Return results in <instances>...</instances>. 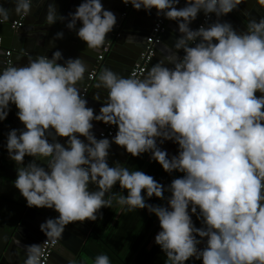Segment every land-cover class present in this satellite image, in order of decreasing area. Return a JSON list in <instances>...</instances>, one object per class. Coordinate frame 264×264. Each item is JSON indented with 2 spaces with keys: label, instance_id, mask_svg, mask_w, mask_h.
Listing matches in <instances>:
<instances>
[{
  "label": "clouds",
  "instance_id": "obj_1",
  "mask_svg": "<svg viewBox=\"0 0 264 264\" xmlns=\"http://www.w3.org/2000/svg\"><path fill=\"white\" fill-rule=\"evenodd\" d=\"M9 3L0 4V23L31 15L45 0ZM123 3L137 11L155 9L157 16L176 21L180 36L171 47L164 45L166 54L142 78L103 68L95 87L107 96L98 114L86 106L78 87L88 71L82 58L64 59L57 50L51 58L29 56L26 65L0 69V121L14 105L24 126L6 136L8 157L17 166L13 186L28 207L59 214L40 225L46 237H61L72 222L95 221L98 211L115 201L129 212L147 209L158 218L154 241L166 257L164 264H264V15L237 31L220 17L242 0H186L180 8L179 0ZM256 3L264 7V0ZM201 12L217 20L191 29ZM44 21L76 30L90 50L104 46L117 23L101 0H82L67 18L49 3ZM55 38L62 39L63 32ZM94 120L117 127L111 142L95 138ZM58 137H67L66 147ZM158 140L176 143L177 155L169 157ZM110 143L132 157L150 153L165 172L183 176L164 187L140 170L118 163L109 167ZM26 156L32 158L27 164ZM43 158L46 163L39 162ZM90 183L98 190L89 191ZM117 183L126 196L112 192ZM153 196L166 200L167 207L146 203ZM192 215L202 227L194 226ZM202 242L204 247H198ZM24 250L22 264H40V245ZM61 253L65 264H77L70 252ZM93 264L110 261L100 254Z\"/></svg>",
  "mask_w": 264,
  "mask_h": 264
},
{
  "label": "water",
  "instance_id": "obj_2",
  "mask_svg": "<svg viewBox=\"0 0 264 264\" xmlns=\"http://www.w3.org/2000/svg\"><path fill=\"white\" fill-rule=\"evenodd\" d=\"M46 1L48 3H54V4L59 3V2L65 3L64 5L68 6L69 13H74L76 7L82 2V0H46ZM2 3L5 4L6 6H10L9 0H0V4ZM36 3L37 1L34 2V4ZM101 3L105 10H110L111 8L113 9L112 12L116 16L117 23L114 26L112 32L107 34L106 44L102 46L99 50L88 49L86 43L81 41L76 35V30L71 31L72 32L71 38H70L71 40L69 39L71 44L67 45L68 49L62 50L61 48L63 47L59 41L57 42L54 38L47 37L48 29L46 26L48 25L45 23V21L42 22L43 20L42 18L45 17L44 14L42 16L39 14H38L39 16H37V14H32L34 15V17L38 18L39 21L35 23V26L32 27L31 29L26 28L28 25L33 24L32 20L31 19L29 20L28 16L25 17L24 20L22 21V26L16 29L12 28V24L15 21H18L21 16H12L8 21L4 23H0V69L4 68V62L6 60L5 59L6 52L8 51L11 52V56L9 57V59L12 62V66L13 65L20 66V65L27 64V59L29 56L35 57L36 55H46L49 58H51L52 53L54 51L59 50L62 53V56L64 59L79 57L87 61L88 71L85 73L84 81L81 82L78 85V87L80 88V91L82 93L83 92L82 90L85 87V84L88 83L90 84V88L95 91V90H98L95 87V84L97 82V77L100 71L103 68H106V66H108L105 59L102 62L98 63V58L102 56V54H105L106 59L109 61L114 58L112 54L117 51L119 52V49H121L123 53L121 55L125 56V58L120 59L118 64L115 65L116 69L112 71L124 77H128L131 69L133 68L136 61L138 60V58L140 57L141 53L144 50L145 44L143 40L145 39V37L148 36L147 35L148 30L150 32L151 28L153 27L156 20L160 16H157L155 9H152L150 12H146L145 10L141 9L139 11L131 10L126 13L125 17H123V14L125 12L124 8H119L115 6L114 1H111V0L102 1L101 0ZM255 3L256 2L254 0H242V3L237 7V9L231 12L232 15L227 16L226 18L227 22H229L235 30L244 31L245 25L247 24V21L249 19L255 18L257 21L259 20L260 16L259 17L255 16L254 15L255 12L256 13L258 12V14L260 15H264V8L262 10L259 9ZM245 13H247V15H245ZM139 16L141 17V23L135 24L133 21L137 19ZM170 23L171 21L168 24ZM132 24L136 25V30L133 31L134 40L132 41V43L126 44L125 41L123 40L124 38L119 36V34L115 35V33L118 32V30H119V33L122 30H124L123 31L124 33L128 32ZM198 24H199V21L197 22L193 21L189 25V27L194 30ZM79 26L80 24L78 22L77 28H79ZM118 26L120 29L117 30L116 27ZM165 33L163 34V37L166 35ZM62 39L64 40L66 38L63 36ZM158 54H162L163 56L165 55V53L163 52L161 48V44L156 48L155 57ZM178 55H181V56L183 55L182 50L178 53ZM155 57L153 58L154 60H156ZM166 66L169 68L172 67V65L170 64H166ZM95 68H96L95 78L94 80L90 81L89 77L87 76H89V74H91L95 70ZM100 90L102 91L105 97L104 99L99 100L100 104L99 105L95 104L96 105L95 106L93 105L91 101L90 102L87 101V105H86L87 107L97 109L96 110L97 113H99V109L102 106L107 96V91L105 89L100 88ZM88 97L89 99H92L91 98L92 96L90 97L89 95ZM94 125L92 129L95 130L96 127H94ZM90 187L92 186L90 185ZM100 210L98 211V213L100 212ZM42 213L48 219L50 218L55 219L56 214H57L56 211H54L53 209H49V208H42ZM77 222H72L68 228L66 227V229L64 230L62 234V239L59 245L54 249V253L51 257L49 264H59L60 263L56 261L58 259L56 255L58 254L62 255L60 253L62 249L61 245H66V243L69 242V240L71 239L73 235H76L77 239H76V247L73 250L72 255L75 258V260L81 256L82 248L87 238L88 232L85 231L86 230L85 228L84 229L79 228L77 226L78 225ZM93 223L94 221H89L87 223V226L89 227V229ZM42 234L43 235L41 236V242L46 237V235L43 232ZM54 258H56V260Z\"/></svg>",
  "mask_w": 264,
  "mask_h": 264
},
{
  "label": "crops",
  "instance_id": "obj_3",
  "mask_svg": "<svg viewBox=\"0 0 264 264\" xmlns=\"http://www.w3.org/2000/svg\"><path fill=\"white\" fill-rule=\"evenodd\" d=\"M36 1H37V3L39 2V0H34V2H36ZM102 1H105V0H102ZM111 1L115 2V6H117L119 8H123V4H124L123 0H117V1L111 0ZM254 1L256 2V0H254ZM47 4H49V3L45 0V3L41 4L39 8L34 7L32 10V14H37V16H39V15L42 16L43 14L45 15ZM64 4L65 3H63V2H59V3H55V6H56L57 11L60 15L67 17V15L69 13L68 6H66ZM185 4H186V0L184 2H182L180 7H184ZM255 4L261 10L264 8V7H261L260 5H258L257 3H255ZM112 10L113 9L111 8L110 11H112ZM250 13H251V11H250ZM32 14L28 17H29V20L30 19L32 20L33 24L28 25L26 27L27 29H31L32 27H34L35 23H37L39 21V19L34 17V15H32ZM229 15H232V14L229 13L226 16L220 17V22H227L226 18ZM254 15L258 16V17L261 16L260 14H258V12L257 13L255 12ZM202 16H203L202 12L198 13L197 18H196V20H194V22L200 21ZM42 19H43L42 22H44V18H42ZM216 20H217V18L213 14V17L209 21L208 24H211V23L215 22ZM133 22L135 24L141 23V17L139 16ZM46 27L48 29L47 37L48 38H54L57 42L59 41L63 47V48H61V47H59V48H61L62 50H67L68 49L67 45L71 44L69 39L71 38L72 32L69 31L65 27V24L57 22L51 26H46ZM116 29L117 30L120 29L119 26L116 27ZM135 30H136V25L132 24L131 27L129 28L128 32L124 33L123 32L124 30H122L119 33V30H118V32H116L115 35L119 34V36L124 38L123 40L125 41V43L129 44V43H132V41L134 40V36H133L134 32L133 31H135ZM72 31H75V30H72ZM57 32H63V36L66 39H64V40L63 39H60V40L56 39L55 36H56ZM148 33H149V30L147 32V35H148ZM165 34L166 35L163 37V40L161 42L162 50H163L165 44H167L169 47H171L173 45L174 41L180 36V33L178 32V25H177L176 21H171L170 24H167V29H166ZM143 41L145 44L146 37ZM121 54H123L122 50L119 49V52L117 51V52L112 54V56L115 59L113 58L109 61L106 59V55L102 54L103 58L101 60L98 58V63L102 62L105 59V61L108 64V66H106V68L111 69V70H115L116 69L115 65L118 64L119 60L125 58V56H122ZM162 57H163L162 54H158L155 57L156 60L153 59L151 64L149 65V67L152 64H155L156 62L161 60ZM138 60H139V58H138ZM138 60L136 61V63L138 62ZM94 71H96V68ZM87 77H89V76H87ZM87 85H88V83L85 84V87ZM96 94L99 95V100L105 98L104 94L102 93V91L100 89L94 91L91 88H89V92L86 96V100L89 102L91 101L93 103V105H95V104L99 105L100 101L93 99V97ZM89 95H90V97L92 96L91 97L92 99H89V97H88ZM92 109L94 111V115L98 114L96 112L97 109H94V108H92ZM17 111H18V109H16V107L14 105H10V111H9L7 118L4 121H0V264H22V261L26 258L24 246L33 245V244H36V245L41 244V236L43 234L40 230V225L48 219L42 213V208H37V207H31L30 208V207H28L26 200L21 196L19 191L13 186V181L16 179V175H17V173H16V167L17 166H16L15 162L11 161L8 157V152L6 150V136H7V133L12 129L22 130L24 128L23 124L19 121L18 117L16 116ZM92 123H93V125L95 123L94 127H96L95 130L92 129L93 130L92 133L94 136H96L98 131H100L102 129L103 122H99V121L94 120V121H92ZM116 132H117V130H116ZM79 139H81L82 141L87 143V141L85 140L84 137L79 136ZM57 140H58V142H60L62 144V146H65V147L67 146L66 145L67 137H64V138L58 137ZM158 142H159V140H158ZM160 145L163 148V150H165L168 153L169 157L177 155L178 145L176 143H174L172 141H164L162 144L160 143ZM130 157H131V155L129 153H127L123 147L118 146L114 143L110 144L109 154H108V158H107V163H108L109 167H113L117 163L120 164L121 166H126L130 160ZM31 160H32L31 157L26 156L24 163L27 164ZM46 161H47V158H43L39 162L40 163H46ZM150 161H151V158L149 156V158L145 162L144 167L141 170L142 172L145 173L146 169L149 167L148 164L150 163ZM177 175H178V177H182L181 174L180 175L177 174ZM90 185L92 187L89 186V191L98 190L96 185H94V184H90ZM169 195H170V193H169ZM165 207H167V203H166ZM88 222H89V220H85L83 222L78 221L77 226L81 229H84L85 227H87ZM38 234H39V236H38ZM44 236H43V238H44ZM76 239H77L76 235H73L71 237V239L69 240V242L66 243V245H61L62 246L61 250H64L65 255H67V252H70L72 254L73 250L76 247ZM56 257L58 259L57 260H56V258H54V259L56 261H58V263L60 262L59 264H65V256L64 255L58 254V255H56ZM80 257L82 258V255Z\"/></svg>",
  "mask_w": 264,
  "mask_h": 264
},
{
  "label": "trees",
  "instance_id": "obj_4",
  "mask_svg": "<svg viewBox=\"0 0 264 264\" xmlns=\"http://www.w3.org/2000/svg\"><path fill=\"white\" fill-rule=\"evenodd\" d=\"M150 153H144L138 157H130L127 167L129 170H142ZM145 174L150 175L162 186L167 187L180 173L165 172L154 160L148 164ZM113 193L121 192L127 195L126 190H121L119 184L113 186ZM144 192L142 191V196ZM164 196H169L165 192ZM150 205L165 206L167 201L156 198H146ZM199 211V210H198ZM191 215V213H190ZM195 227H202V223L196 215L191 216ZM160 231L158 218L147 209H135L131 212L115 204L111 208H101L89 229L87 238L82 248V258L76 259L77 264H93L97 255L108 256L110 264H164V253L155 244L154 237ZM199 239V237H197ZM204 247V243L200 246ZM185 264H202L199 260L186 261Z\"/></svg>",
  "mask_w": 264,
  "mask_h": 264
},
{
  "label": "built area",
  "instance_id": "obj_5",
  "mask_svg": "<svg viewBox=\"0 0 264 264\" xmlns=\"http://www.w3.org/2000/svg\"><path fill=\"white\" fill-rule=\"evenodd\" d=\"M182 1L183 0H179L177 8H180ZM123 8L125 11L123 14V17L126 16L127 12L134 10L130 4L129 5L123 4ZM212 17H213V14L207 18L203 14V16L201 17V19L199 21V24L196 26L195 29L199 28L201 25L206 26L209 23V21L212 19ZM24 18H25V16H21L18 21H15L12 24V28L16 29V28L22 26V21L24 20ZM169 22H170V20L165 19L163 17V15H161L156 20L155 24L153 25L150 32L148 33V36L146 37L144 50L141 53L138 62L131 69L129 76L134 77V78H142L146 74L149 65L151 64L153 58L155 57L156 48L162 42L163 34L165 33V31L167 29V24ZM10 56H11V52H9V51L6 52V58H5L6 60L4 62V67L12 66V62L9 59ZM102 58H103L102 56L99 57L100 60ZM95 74H96V72L94 71L93 73H91L89 75L90 81L94 80ZM89 88H90V84H88L83 89V92L81 93L85 98L89 92ZM256 95L259 96L260 94L256 93ZM116 130H117V127L115 125H106L103 123L102 129L97 133L95 138L96 139L108 138L111 142L112 137L115 136V134H116ZM157 143H158V146L163 150L160 143L158 141H157ZM180 174L183 176V173H180ZM90 184H89V186H90ZM58 215L59 214L57 213L55 218H57ZM68 225L65 226V229H66V227H68ZM61 239H62V236L56 237V238H52V237H45L44 238V240L40 244V252H41L40 264H49L51 257L54 253V249L59 245Z\"/></svg>",
  "mask_w": 264,
  "mask_h": 264
},
{
  "label": "flooded vegetation",
  "instance_id": "obj_6",
  "mask_svg": "<svg viewBox=\"0 0 264 264\" xmlns=\"http://www.w3.org/2000/svg\"><path fill=\"white\" fill-rule=\"evenodd\" d=\"M70 224H71V223H70ZM70 224L68 225V227L70 226ZM68 227H67V228H68ZM85 229H86V230H85L86 232H89V227H88V226L85 227Z\"/></svg>",
  "mask_w": 264,
  "mask_h": 264
}]
</instances>
